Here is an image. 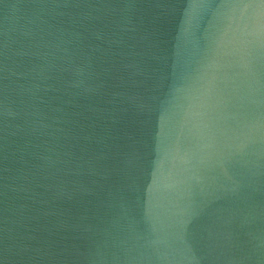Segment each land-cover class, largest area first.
<instances>
[{
  "label": "water",
  "instance_id": "obj_1",
  "mask_svg": "<svg viewBox=\"0 0 264 264\" xmlns=\"http://www.w3.org/2000/svg\"><path fill=\"white\" fill-rule=\"evenodd\" d=\"M0 264H264V0H0Z\"/></svg>",
  "mask_w": 264,
  "mask_h": 264
}]
</instances>
